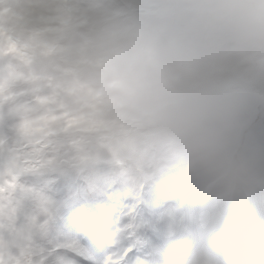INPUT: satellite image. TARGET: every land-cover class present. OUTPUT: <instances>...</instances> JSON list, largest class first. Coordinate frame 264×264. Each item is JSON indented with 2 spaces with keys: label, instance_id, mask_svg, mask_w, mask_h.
I'll return each mask as SVG.
<instances>
[{
  "label": "clouds",
  "instance_id": "clouds-1",
  "mask_svg": "<svg viewBox=\"0 0 264 264\" xmlns=\"http://www.w3.org/2000/svg\"><path fill=\"white\" fill-rule=\"evenodd\" d=\"M0 29L71 135L175 196L144 264H264V0H0Z\"/></svg>",
  "mask_w": 264,
  "mask_h": 264
},
{
  "label": "snow or ice",
  "instance_id": "snow-or-ice-1",
  "mask_svg": "<svg viewBox=\"0 0 264 264\" xmlns=\"http://www.w3.org/2000/svg\"><path fill=\"white\" fill-rule=\"evenodd\" d=\"M0 47V264H144L175 196L102 147Z\"/></svg>",
  "mask_w": 264,
  "mask_h": 264
},
{
  "label": "trees",
  "instance_id": "trees-1",
  "mask_svg": "<svg viewBox=\"0 0 264 264\" xmlns=\"http://www.w3.org/2000/svg\"><path fill=\"white\" fill-rule=\"evenodd\" d=\"M0 31H2V29H0ZM19 56V55H18ZM19 58H21L22 59V56H19ZM28 76V75H27ZM30 79H31V81L33 80V78L32 77H30V76H28ZM33 83V85L35 86V87H37L36 85H35V83H34V81L32 82ZM38 88V87H37ZM49 99H50V97H49ZM59 104V103H58ZM59 109H60V111L63 113V112H65L67 115H70L71 117H72V115L66 110V109H64V107L62 106V105H60L59 104Z\"/></svg>",
  "mask_w": 264,
  "mask_h": 264
}]
</instances>
